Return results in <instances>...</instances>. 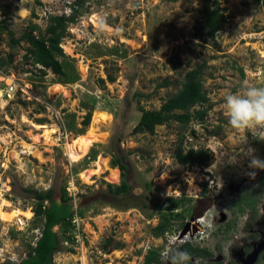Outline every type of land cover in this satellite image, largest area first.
<instances>
[{
  "label": "rangeland",
  "instance_id": "374dc122",
  "mask_svg": "<svg viewBox=\"0 0 264 264\" xmlns=\"http://www.w3.org/2000/svg\"><path fill=\"white\" fill-rule=\"evenodd\" d=\"M75 1L0 0V201L14 214L0 219V263L20 262L41 232L36 201L26 189L53 188L60 201L65 187L76 222L55 264H83L84 258L89 264H144L151 249L163 264L165 253L186 242L211 250L224 264H264V170L249 167L253 156L264 160V141L231 128L224 102L245 85L264 87V2L84 0L86 13L61 41V59L77 77L65 83L26 59L28 43L13 44L9 31L18 38L31 23L45 31L49 16L70 14ZM207 2L219 4L226 17L213 39L203 23ZM199 63H206L205 120H173L153 134L134 133L142 109H159ZM165 80L171 85L159 87ZM98 110L111 114L108 123L96 125L104 141L72 162L68 144L87 132ZM88 111L91 123L84 126ZM180 144L208 149V165L181 164L175 156ZM249 148L254 152L245 155ZM100 157L118 169L117 182L108 180L110 170L90 182L82 177L95 172ZM117 157L128 166L126 195L108 188L122 181L121 169L112 166ZM193 186L199 189L191 192ZM163 222L164 233L157 228ZM209 260L190 255L189 264Z\"/></svg>",
  "mask_w": 264,
  "mask_h": 264
},
{
  "label": "trees",
  "instance_id": "16d2710c",
  "mask_svg": "<svg viewBox=\"0 0 264 264\" xmlns=\"http://www.w3.org/2000/svg\"><path fill=\"white\" fill-rule=\"evenodd\" d=\"M84 0H77L71 5V12L68 15H51L49 16L48 25L45 31H42L37 24L31 23L29 30L25 31L22 36L16 38L12 31V42L15 45L22 41L28 43L26 59L32 58L33 62L45 69H51L54 74L61 77L63 82L68 83L75 81L77 77H71L67 71V64L61 59L65 57L61 41L67 34L69 24L76 22L77 18L86 13L83 5ZM259 3L264 0H257ZM36 4H41V0H32ZM203 23L209 30L208 34L213 39L219 32L222 24L225 22V11L219 4H207L203 8ZM4 30L0 23V32ZM66 30V31H65ZM64 33V34H63ZM9 62H13V55H9ZM206 63H199L195 68L187 71L185 74L182 88L172 97L168 98L159 109H142V115L134 127V133H150L156 131L157 126L178 121L184 125L189 124L192 120L203 122L210 108L209 96L203 82ZM171 81L165 80L158 84L159 87H168ZM136 97L147 96L144 93H135ZM209 104L208 106H206ZM92 112L88 111L83 124L88 126L91 123ZM83 133V132H81ZM90 156L96 157V152L92 149ZM176 158L181 164L192 167L196 164L201 166L208 165L211 155L208 149L193 147L185 150L180 144L176 149ZM112 166L121 169L122 181L119 185L109 183L108 188L111 193L126 195L129 193L130 185L124 178L128 166L123 162V158L117 157L112 159ZM27 192L32 193L36 201L34 207V217L41 221V232L37 240L29 248L27 256L18 263L3 262L0 264H55L54 256L60 251L64 237L74 228L73 219L75 212L72 210L70 198L67 196L64 187L61 194V200L54 198V189L40 190L29 188ZM150 198V197H149ZM60 226V230H54V227ZM162 233L166 228V223H160L158 227ZM118 248V247H116ZM182 249L189 255L205 256L211 255L206 249L186 242ZM161 253L156 249L149 250L145 256L144 264H161Z\"/></svg>",
  "mask_w": 264,
  "mask_h": 264
},
{
  "label": "clouds",
  "instance_id": "9594fccd",
  "mask_svg": "<svg viewBox=\"0 0 264 264\" xmlns=\"http://www.w3.org/2000/svg\"><path fill=\"white\" fill-rule=\"evenodd\" d=\"M229 125L235 130H246L258 140L264 141V87L245 85L239 92L225 97ZM243 151V150H242ZM254 149L249 148L245 155H251ZM233 161L235 157L231 158ZM250 168L264 170V160L252 157ZM255 177L256 173H249ZM168 195V193H167ZM190 255L180 247H175L163 256V264H189Z\"/></svg>",
  "mask_w": 264,
  "mask_h": 264
},
{
  "label": "bare ground",
  "instance_id": "6f19581e",
  "mask_svg": "<svg viewBox=\"0 0 264 264\" xmlns=\"http://www.w3.org/2000/svg\"><path fill=\"white\" fill-rule=\"evenodd\" d=\"M19 12L24 15L27 13V10L25 8H21L19 10ZM110 120H111V114L108 112L98 110L94 113L92 125L89 127L87 132L83 135H79L72 142H70L68 144V152L67 153H68V156L72 162L81 161L87 155V153L90 151V149L94 145V143L104 141L103 137L100 134H98V129L96 128V125L108 123ZM40 126H42V125H39V127ZM95 166H96L95 172H91L88 170V171H85L81 174L86 182H90V179H91L93 174H103L108 170H110V175H109L108 180L111 182H117L118 181V179H119L118 169L117 168H110L107 164V161L104 159V157H100L96 161ZM222 184H223L222 180L219 179L218 185L221 187ZM192 189H199V187L193 186L189 190L191 191ZM13 217H14V214H9L5 210V208L3 207L2 202L0 201V219H2L4 221H8V220H11ZM195 218H197V217H195ZM202 220H203V218L197 219V224L202 222ZM83 264H89L86 258L83 259Z\"/></svg>",
  "mask_w": 264,
  "mask_h": 264
},
{
  "label": "flooded vegetation",
  "instance_id": "af4514ba",
  "mask_svg": "<svg viewBox=\"0 0 264 264\" xmlns=\"http://www.w3.org/2000/svg\"><path fill=\"white\" fill-rule=\"evenodd\" d=\"M196 227H199L198 225L196 226ZM192 232V231H191ZM190 232V233H191ZM194 233V232H193ZM192 234V233H191ZM206 250H208L209 252H211V255H205V256H200V257H207L208 259H210L209 261H207V264H224V262L223 261H221L219 258H217L216 257V259H212L214 256H213V253H212V251L211 250H209V249H206ZM244 264H246L245 262H244Z\"/></svg>",
  "mask_w": 264,
  "mask_h": 264
},
{
  "label": "water",
  "instance_id": "95a60500",
  "mask_svg": "<svg viewBox=\"0 0 264 264\" xmlns=\"http://www.w3.org/2000/svg\"><path fill=\"white\" fill-rule=\"evenodd\" d=\"M201 204H203V202H202ZM200 209H201V205H199V207L197 208V211H196L197 214H198V212L200 211ZM196 216H197V215H196Z\"/></svg>",
  "mask_w": 264,
  "mask_h": 264
},
{
  "label": "built area",
  "instance_id": "2783aa9c",
  "mask_svg": "<svg viewBox=\"0 0 264 264\" xmlns=\"http://www.w3.org/2000/svg\"><path fill=\"white\" fill-rule=\"evenodd\" d=\"M11 89H13V87L11 88ZM8 92H9V90H8ZM73 222L75 223L76 221H75V218L73 219ZM38 238V237H37ZM37 238L35 239V240H37ZM35 242V241H34Z\"/></svg>",
  "mask_w": 264,
  "mask_h": 264
}]
</instances>
